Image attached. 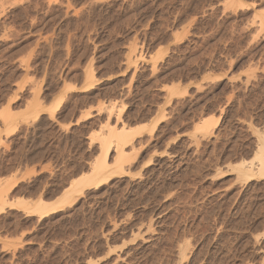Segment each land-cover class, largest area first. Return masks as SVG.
I'll list each match as a JSON object with an SVG mask.
<instances>
[{"label":"rangeland","instance_id":"1","mask_svg":"<svg viewBox=\"0 0 264 264\" xmlns=\"http://www.w3.org/2000/svg\"><path fill=\"white\" fill-rule=\"evenodd\" d=\"M263 21L264 0H0V264H264ZM105 146L108 182L23 208Z\"/></svg>","mask_w":264,"mask_h":264},{"label":"bare ground","instance_id":"2","mask_svg":"<svg viewBox=\"0 0 264 264\" xmlns=\"http://www.w3.org/2000/svg\"><path fill=\"white\" fill-rule=\"evenodd\" d=\"M13 1V0H12ZM16 1V0H15ZM22 1V0H21ZM13 3V2H12ZM15 6V5H14ZM264 22V21H263ZM264 25V24H263ZM89 76V75H88ZM88 78V77H87ZM175 85V84H174ZM172 87V86H170ZM203 121V120H202ZM200 122V121H199ZM206 122V126H205V123L204 126L205 127H208V128H211L210 126L207 125V119L205 120ZM213 123V122H212ZM199 125V124H198ZM203 126V125H202ZM203 126V128H204ZM215 126V125H214ZM202 128V129H203ZM206 129V128H205ZM203 130V131H206V130ZM124 130V129H123ZM201 131V129H199ZM122 132L121 134H125L122 130L120 131ZM202 132V131H201ZM208 132V131H206ZM112 135V134H110ZM114 135V134H113ZM111 137V139H115L116 141H118L119 139H121V137L123 135H121V137H119L120 135H114ZM109 136V135H108ZM118 136V137H116ZM130 136V135H129ZM116 137V138H115ZM263 137V136H262ZM126 138V137H125ZM110 139V140H111ZM108 140V139H106ZM122 140V139H121ZM119 140V141H121ZM261 141L260 143V147H259V150L258 152L255 154V158H258L260 163H261V167H262V172H261V175L264 176V138L263 139H259ZM113 142V141H111ZM104 145H106V142H104ZM119 145V144H118ZM108 146L111 147V145L108 143ZM121 146V145H120ZM104 147V146H103ZM109 147H106L107 149H105V153L103 154L102 158H100V155L98 156L99 158H96L95 162L93 163L92 162V167L90 169V171L86 174L83 173V175H81L79 178L75 179V180H72V182L70 183V185L66 188V190L64 189V193L63 195H61L60 197H58L57 199L53 200V201H46V200H43V199H40L38 202H35L33 204H28V206H25L21 203H19V205H23V208L30 214H37L39 215L41 218L44 217V216H48V214L50 215L51 213H54L56 211H59L61 209H64L66 206L68 205H71L73 204V201H74V198L73 196L76 195V193H80L82 194L86 189H89V188H92V187H98L100 186L101 184H104L105 182H108L114 174V171L113 172H106L108 169L107 165H106V157L108 155V152H109ZM258 148V147H257ZM103 149V148H102ZM124 152V151H123ZM122 153V151H121ZM125 153V152H124ZM122 155H119V157L121 159L122 158ZM118 157V158H119ZM123 157H125V155H123ZM124 160V159H123ZM117 162H119V160H117ZM90 163V162H89ZM245 163H239L235 166H233V170H236L237 173L240 174V176L244 177L245 179H250V178H253L254 176H256L255 174H252L251 172L249 171H246L245 169L247 168H244ZM85 165V164H84ZM260 165V164H259ZM120 167V166H119ZM118 167V169H120ZM256 167V166H255ZM257 168V167H256ZM118 171V170H117ZM117 174V173H116ZM120 173H118L119 175ZM184 176V175H183ZM4 186V185H2ZM104 187V186H103ZM1 188V186H0ZM3 190V189H2ZM2 192V191H1ZM0 192V193H1ZM105 192V191H104ZM5 192L3 191L2 192V195H0V202L2 203L0 206H2V210L4 208V205L6 206V195H4ZM8 195V194H7ZM75 197V196H74ZM77 198V197H76ZM98 198V197H97ZM114 198V197H113ZM99 202V201H98ZM88 207V206H87ZM109 208V207H108ZM4 211V210H3ZM102 212V211H101ZM84 214V213H83ZM92 224V223H91ZM176 226V225H175ZM84 241V240H83ZM90 247V246H89Z\"/></svg>","mask_w":264,"mask_h":264}]
</instances>
